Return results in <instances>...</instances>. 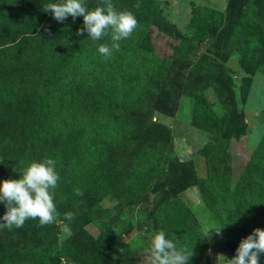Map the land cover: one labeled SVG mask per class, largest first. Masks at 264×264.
Segmentation results:
<instances>
[{"label":"trees","instance_id":"16d2710c","mask_svg":"<svg viewBox=\"0 0 264 264\" xmlns=\"http://www.w3.org/2000/svg\"><path fill=\"white\" fill-rule=\"evenodd\" d=\"M52 2L55 0H0V181L18 179L31 162L44 158L57 161L60 177L54 190L56 222L40 226L38 219L27 220L22 228L13 227L8 234L0 231V264H112L116 251L112 242L101 233L93 237L84 225L100 218L97 203L105 195L145 205L140 192L157 171L159 154L141 146L143 161L131 160L126 174L117 176L104 163V151L130 132L121 106L147 78L161 83L169 75V65L147 45L150 25L159 26L161 18L152 0H139L138 9L134 7L137 0H113L117 10L136 16L138 27L131 37L120 41L118 52L105 58L98 45L110 43V37L92 41L86 31L78 36L83 17L73 21L69 16L58 22L51 12L42 10ZM85 3L92 9L100 0ZM228 13L229 6H225L218 15ZM214 14L198 8L193 11L195 40L216 36L222 20L213 19L206 25L200 17ZM232 20L227 41L236 45L240 67L248 73L256 70L264 74L257 39L258 34H264V11L259 13L249 0L247 10ZM202 65L198 62L194 69ZM208 122L201 117L198 126L214 136L223 132L225 121L215 123V128ZM238 134L231 130L228 137ZM219 157L217 162H221ZM249 161L248 165L264 170V132ZM255 169L249 166L248 173L255 176ZM226 175L217 171L213 179L201 181V186L216 206L230 249L221 245L225 253H233L231 247L236 251L255 228L264 229V199L229 189ZM76 188L84 195H75ZM159 195V191L152 192L153 200L158 201ZM141 204L135 215L142 224L137 226L147 228L149 218ZM170 206L179 249L192 250L188 264H204L207 254L202 246L185 237L181 205L173 200ZM5 211L0 203V215ZM68 211L76 213L71 222L64 218ZM57 222L69 231L61 241L56 237Z\"/></svg>","mask_w":264,"mask_h":264},{"label":"rangeland","instance_id":"374dc122","mask_svg":"<svg viewBox=\"0 0 264 264\" xmlns=\"http://www.w3.org/2000/svg\"><path fill=\"white\" fill-rule=\"evenodd\" d=\"M152 1L161 23L150 25L147 45L169 65V75L161 83L147 78L140 90L121 106L130 132L104 151V163L117 176L126 174L132 167L131 160L143 161L141 146L159 154L157 171L140 192L145 205L139 204L149 225L137 226L142 224L135 215L139 204L105 195L97 203L100 218L86 223L84 229L93 237L101 233L112 242L116 250L112 264H151V242L158 230L163 229L179 249L170 206L176 200L187 229L185 237L201 245L207 254L204 264H228L236 255L234 247L233 253L209 250L211 245L224 244L227 250L230 245L222 233L221 217L201 181L224 171L229 189L264 199V170L248 165L264 132V74L244 71L237 61L236 45L227 41L228 34H232V17L238 19L247 10L249 0ZM252 1L259 13L264 11V0ZM225 6H229V15H218ZM197 8L215 13L210 17L200 15L206 25L213 19L222 20L214 38L200 42L194 39L191 17ZM257 39L262 61L264 34H258ZM198 62L203 65L194 69ZM201 117L207 118L214 128L215 123L225 121L223 132L219 136L205 132L198 126ZM231 130L239 134L228 137ZM1 156L0 150V160ZM218 156L222 163L217 162ZM249 166L255 169V176L248 173ZM156 191L160 193L158 201L152 198ZM57 225L56 237L61 241L69 231L64 223ZM206 226L221 227L220 234L210 228V235L203 237Z\"/></svg>","mask_w":264,"mask_h":264},{"label":"clouds","instance_id":"9594fccd","mask_svg":"<svg viewBox=\"0 0 264 264\" xmlns=\"http://www.w3.org/2000/svg\"><path fill=\"white\" fill-rule=\"evenodd\" d=\"M134 7H140L139 0ZM42 10L51 12L58 22L65 21L69 16L73 21L82 16L83 27L77 29L78 36L86 31L92 41L110 37V43L98 45V52L105 58H110L114 51L118 52L120 41L131 37L138 27L136 16L131 11L117 10L113 0H100L92 9L87 7L85 0H55L44 5ZM56 163L52 158L33 161L20 173L18 179L0 181V203L6 208L0 217V229L22 228L27 220L38 219L40 226L56 222L58 210L54 202V190L60 179ZM74 191L77 196L84 195L79 188ZM64 218L71 222L76 218V213L65 212ZM221 227L206 226L203 237L210 235V228L215 229L219 235ZM262 255L264 229L257 227L240 241L236 255L228 260V264H260ZM150 256L151 264H188L193 252L178 249L177 244L160 229L152 238Z\"/></svg>","mask_w":264,"mask_h":264},{"label":"water","instance_id":"95a60500","mask_svg":"<svg viewBox=\"0 0 264 264\" xmlns=\"http://www.w3.org/2000/svg\"><path fill=\"white\" fill-rule=\"evenodd\" d=\"M209 250L210 252L220 251L221 253H225V248L221 244L211 245Z\"/></svg>","mask_w":264,"mask_h":264}]
</instances>
